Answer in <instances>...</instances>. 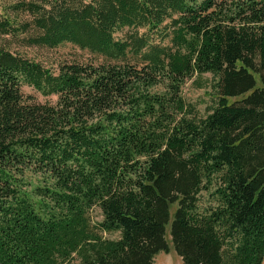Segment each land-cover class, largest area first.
<instances>
[{"label": "trees", "instance_id": "trees-1", "mask_svg": "<svg viewBox=\"0 0 264 264\" xmlns=\"http://www.w3.org/2000/svg\"><path fill=\"white\" fill-rule=\"evenodd\" d=\"M0 39V264H262L264 0H0Z\"/></svg>", "mask_w": 264, "mask_h": 264}, {"label": "rangeland", "instance_id": "rangeland-1", "mask_svg": "<svg viewBox=\"0 0 264 264\" xmlns=\"http://www.w3.org/2000/svg\"><path fill=\"white\" fill-rule=\"evenodd\" d=\"M119 36V33H116ZM0 42L2 40L0 39ZM11 50H15L38 61L43 66L54 70L58 62L63 61H83L88 59L90 55L82 49H79L71 44L63 43L53 48L41 47V46H20L16 42L11 40L7 43ZM216 77L212 76L210 73H202L200 75H193L189 79L185 80L181 86V94L184 100L194 106L195 114L197 116H203L208 109L214 103L215 87L214 82ZM21 90L25 94H29L33 100L42 102L47 100L53 102L55 100L54 96L43 97L38 92L34 91L31 87L22 86ZM210 197L208 192L201 191L199 193V204L204 205L210 203ZM174 205L171 208L173 211ZM90 223H94L101 219L99 210L96 207H92L87 214ZM100 235L105 238H116L118 236L117 232H101ZM168 235V226H166V236ZM71 264H78V258L74 257ZM152 264H182L180 258L175 254V252L169 247L167 253L158 252L153 258ZM264 264V258L262 261Z\"/></svg>", "mask_w": 264, "mask_h": 264}]
</instances>
